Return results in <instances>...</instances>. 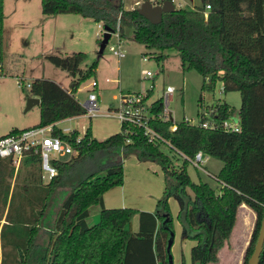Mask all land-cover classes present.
<instances>
[{
    "label": "trees",
    "instance_id": "1",
    "mask_svg": "<svg viewBox=\"0 0 264 264\" xmlns=\"http://www.w3.org/2000/svg\"><path fill=\"white\" fill-rule=\"evenodd\" d=\"M41 2L46 15H81L118 31L122 40L132 33L136 42L160 51V60L167 57L164 51L176 50L184 70L203 76L202 90L213 91L221 81L224 91L240 92L241 130L204 128L182 120L173 131V120L159 117L163 105L158 99L151 106L155 114L152 127L165 141L150 143L141 128L121 124V130L106 139L95 138L89 127L77 142L78 130L65 134L56 123L87 113L74 94L82 82L96 76L99 57L83 70L81 64L88 58L85 52L48 55L47 59L68 71L73 80L69 90L46 78L31 83L30 92L41 99L40 121L35 127L53 124V134L70 141L76 153L55 162L58 174L47 183L41 177L38 154H26L18 171L11 158L0 157V199L4 197L6 205L10 198L2 247H8L9 233L15 236L10 244L16 250L14 254L3 251L1 264H9L10 256V264H170L172 197L179 202L182 237L197 242L191 249L193 264L217 262L232 234L239 207H250L256 222L243 261L248 264L264 218V0H201V5L193 8L175 5L158 24L137 8H125L124 0ZM5 17V0H0V75L5 72ZM199 105V123L209 118L206 111H212L211 118L216 121L234 113L226 102ZM198 151L224 163L214 175L222 188L191 178L190 163L182 155L193 157ZM131 156L162 167L165 191L155 212L105 205V193L123 185L124 161ZM179 157L181 165L175 163ZM13 179L16 183L10 196ZM57 195L62 201L55 210ZM93 206L100 207V220L90 225ZM137 214L139 229L134 232L128 226ZM42 232L47 235L43 243L39 240ZM259 264H264V247Z\"/></svg>",
    "mask_w": 264,
    "mask_h": 264
},
{
    "label": "rangeland",
    "instance_id": "2",
    "mask_svg": "<svg viewBox=\"0 0 264 264\" xmlns=\"http://www.w3.org/2000/svg\"><path fill=\"white\" fill-rule=\"evenodd\" d=\"M130 5L133 0H124ZM178 2L175 3L179 8ZM188 8L190 7L187 6ZM4 21V69L5 73L0 75V137L8 134L13 129H25L37 125L40 121V105L27 108L28 98L32 96L28 83L35 79L46 78L59 82L70 89L73 80L72 75L65 70L54 66L47 56L57 54L65 56L75 52H85L88 58L81 64L83 70L87 69L97 58L96 76L90 77L81 83L74 96L85 105V102L97 82L99 94L98 103L101 114L90 117L83 115L72 120L60 123V127H72L84 136L87 129L91 127L92 134L97 139H106L121 130V121L115 117L106 115L109 108L120 104L121 94H128L142 90H153L149 94L148 102L161 98L167 86H174L176 92L170 104L171 111L168 112L170 119L176 122L185 118L199 119L200 102L203 107L219 102H226L238 112L241 108V94L239 91H224L221 81L216 83L213 91L202 90L203 76L195 70H184L181 59L176 50H166L165 59H158L160 51L148 48L136 42L132 33L123 39L122 47L125 57L119 58L110 49L111 45L117 46L118 39L112 36L104 52L100 54L101 39L97 33L102 28L91 19H83L80 15H73V20H83L78 29L81 33H75V38L70 35L64 36L50 34L49 28L44 31L43 17L49 16L42 11L41 0H5ZM54 33V30H52ZM59 31V30H58ZM101 34V32H100ZM103 40V39H102ZM147 56V60H144ZM149 72V75H147ZM22 78V86L18 78ZM205 101V103L203 102ZM181 165L183 159L175 160ZM223 165L222 161L211 158L206 161L204 169L211 175H217V168ZM188 173L195 182L203 180L217 186L215 176H210L204 170L196 168L192 164L187 166ZM123 190L131 199L127 207L143 209L155 207L165 191V179L162 167L153 161H139L136 156L127 158L124 162V183L120 186L110 188L117 197V190ZM55 204V210L59 208L62 198ZM154 203V204H153ZM4 205V203H2ZM0 205V216L4 212V206ZM113 205H119L114 203ZM151 205V206H150ZM117 207V206H116ZM157 208V206H156ZM170 214L172 217L174 242L171 247L173 264H193L190 239L182 237V225L179 220V202L175 197L169 199ZM146 210V209H143ZM3 211V212H2ZM149 211V210H146ZM2 212V213H1ZM100 220V207L91 208V216L88 219L90 225ZM137 217L132 219L128 228L132 229L137 224ZM40 242L47 240V235L41 233ZM187 243V245H186Z\"/></svg>",
    "mask_w": 264,
    "mask_h": 264
},
{
    "label": "built area",
    "instance_id": "3",
    "mask_svg": "<svg viewBox=\"0 0 264 264\" xmlns=\"http://www.w3.org/2000/svg\"><path fill=\"white\" fill-rule=\"evenodd\" d=\"M154 4H161L164 0H151ZM175 2V0H171ZM210 5H207L205 15H208V9ZM101 24V23H100ZM101 31L97 33L98 38L101 40L104 38L105 28L100 25ZM101 32V34H100ZM112 36H116L118 39L117 46L111 45L110 49L119 58L125 57V52L122 47L123 40L119 36L118 31H114ZM111 36V38H112ZM110 38V39H111ZM110 42V40H109ZM108 42V44H109ZM107 44V46H108ZM147 56H144V60H147ZM149 75V72H147ZM19 85L22 86L23 82L18 78ZM31 87V83L27 84ZM153 90V86L150 89L142 90L138 92H132L128 94H121L119 106L109 108L106 115L115 116L121 124H128L131 126L139 127L143 130L144 135L147 137L150 143H156L158 141H165L164 138L152 127V120L155 114L151 110L152 103L148 102V95ZM176 88L174 86H167L160 98L162 100L163 111L159 114L160 118L170 119L168 112L171 111L170 104L174 98ZM99 94L97 92V82L93 83V87L90 89V93L85 102V108L87 113L85 115L97 116L101 114L100 106L98 103ZM205 116L209 117L199 123L195 119L185 118V121L191 124H200L204 128L218 129L222 128L229 132H238L241 130V124L239 121H235L230 117L223 121H216L212 117V111H206ZM80 117V116H78ZM77 118V117H73ZM72 118V119H73ZM71 119V118H70ZM57 125L60 122L56 123ZM178 127V123L173 120L171 129L175 131ZM54 125L40 126V127H28L19 132L8 133L0 137V157L11 158L17 168H19L22 160L28 153L38 154L40 156L41 164V177L44 182H49L58 174V168L55 165L56 161L67 160L76 153V150L70 143L57 135L53 134ZM65 134H72L75 130L72 127L61 128ZM82 137L77 138V142ZM130 141V139H128ZM170 145V143L168 142ZM190 164L196 168L204 170L207 174L209 171L204 169L206 161L209 156L203 151H198L193 157L182 155ZM211 177L214 175L209 174Z\"/></svg>",
    "mask_w": 264,
    "mask_h": 264
},
{
    "label": "crops",
    "instance_id": "4",
    "mask_svg": "<svg viewBox=\"0 0 264 264\" xmlns=\"http://www.w3.org/2000/svg\"><path fill=\"white\" fill-rule=\"evenodd\" d=\"M143 1L144 0H133L130 3V5H126V1H124V6L127 9L138 8ZM177 1H179L178 2L179 8H188L187 6H189V5H190L189 8H193V7H196L198 5H201V3H202L201 0H175L174 4L177 3ZM208 11H209V9H208ZM82 18L88 19V18H84V17H82ZM82 18H80V20H77V19L73 20L74 18H72V16H70V14H58V15L45 16L42 18L44 21L43 22L44 31H46V29L49 28V32L51 31L50 34L52 33L53 36H54V34L57 35L58 33H62V35H64V36L70 35L72 38H75V33H81V31H79L78 29L81 27V25L83 23V20H81ZM100 25L101 24L98 23L99 27H100ZM52 30H54V33ZM57 83H59V82H57ZM60 85L64 89L69 90L68 88H66L62 84H60ZM32 96H34V95H32ZM203 102L205 103V101H203ZM239 112H240V109L238 112L234 111V113L231 115V118L235 121H239V123L241 124ZM67 120H72V118L62 120V121H60V123L67 121ZM211 158L212 157H209L208 160H210ZM223 165H224V163H223ZM223 165L218 166L217 174L222 169ZM19 169L20 168L16 169V171H18ZM15 183H16V181H15V179H13L12 180V188L10 191V196L12 195ZM44 183H47V182H44ZM222 186H223L222 184L217 183L216 188H222ZM117 191H118V194L120 192H122V195L117 197L116 195L112 194L111 192L105 193L104 200H105L106 207H108V208L127 207V205L130 204L131 199L127 196V194L123 190L118 189ZM9 201H10V198L8 199V202L6 203V205L5 204L3 205L2 203H5V198L1 197V199H0V205L4 206V212L2 211L3 212V213L1 212L2 216H0V264H1V261L3 260V257H4L3 251H4V253L7 252V254H9V253L14 254L16 252V250L14 249V245L10 244V242H12V240L15 238V236L13 234H9V233L7 234V240L9 241V245L7 248L2 247L1 233H2L3 226L8 223L7 222V212L9 209ZM114 203H117L119 205H113ZM156 206L155 207H148V208H145L142 206L141 208L149 210L148 212H155ZM133 208H135V207H133ZM143 209H139V210L146 211ZM135 216L137 217L138 221H137V224L132 227V231H134V232L138 231V229H139V215L137 214ZM135 216H134V218H135ZM255 222H256V213L250 207H248L246 204H242L238 209L237 220H236L235 226L233 228L232 234H231L229 240L226 241V243L224 244V246L221 248V250L219 252V260L215 263H210V264H243L245 251H246V249L250 243L251 236H252V233H253V230L255 227ZM9 227H11V226H9ZM12 230H14V228ZM187 241H189L188 243H189L190 249H192V247L194 245H196V243H197L194 240H187ZM186 245H187V243H186ZM8 263L9 264L12 263V257L11 256L9 257Z\"/></svg>",
    "mask_w": 264,
    "mask_h": 264
},
{
    "label": "water",
    "instance_id": "5",
    "mask_svg": "<svg viewBox=\"0 0 264 264\" xmlns=\"http://www.w3.org/2000/svg\"><path fill=\"white\" fill-rule=\"evenodd\" d=\"M139 13L146 17L151 23L158 24L163 19V14L175 10V4L171 0H164L161 4H154L151 0H144L141 5L137 8ZM104 38L100 43V54L104 52L112 34L113 30L105 27ZM41 99L37 96H31L28 98L27 110L34 105H39ZM174 232H172V237L168 243V250H171V247L174 242ZM264 247V218L261 223L260 232L258 235L257 243L255 245L254 252L249 258L248 264H259L260 256ZM170 264H173V258H170Z\"/></svg>",
    "mask_w": 264,
    "mask_h": 264
}]
</instances>
